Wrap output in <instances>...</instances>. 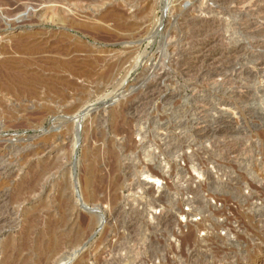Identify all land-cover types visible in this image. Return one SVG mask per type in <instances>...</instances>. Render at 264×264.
<instances>
[{
    "label": "rangeland",
    "instance_id": "rangeland-1",
    "mask_svg": "<svg viewBox=\"0 0 264 264\" xmlns=\"http://www.w3.org/2000/svg\"><path fill=\"white\" fill-rule=\"evenodd\" d=\"M180 1L172 5L179 6L182 3L181 6H184V8H180V12H177L176 26L171 30L168 24L164 27V33L169 30L170 37L166 40L160 36L155 39L152 45H150L149 34H145L143 28L150 19L161 20L163 9L170 5L171 0H71L69 5L68 1L64 0H5V2L3 0L4 3L0 1V155L3 153L2 150H5L4 148H8L6 156L3 160L1 159L2 162L0 161V165L2 164L0 167V191L5 189L9 195L6 202L9 206L4 204L0 210V217L5 221L0 224V264H67L69 260L76 261L78 256L74 255L75 253L66 254L64 249V251L61 248L57 249L58 242L62 241L61 234L58 230L55 237L51 227L52 222L59 219V215L63 212V210L61 212L64 202L62 188L65 189L68 182L77 186V180H75L77 175L81 173L84 175L88 161L91 162L85 157L87 154L84 153L85 145H80L79 141L76 145L77 148L72 149L71 141L77 138V132L83 133V138L87 137V133L91 137L93 134L94 136L100 134L103 136V132H105L106 135L104 134L102 138L105 140L114 139L115 134L112 131L115 132L119 124L118 116L113 110L121 105L120 102L133 104L132 112L129 111V115H126L127 122L131 124L128 123L131 128H128L130 126L127 128L129 130L135 128L134 130L143 132L142 135L148 138L149 135L151 136V139L147 138L146 140V142L149 140L148 145H151L147 149L149 152L146 151L145 158L140 151V153L135 152L133 164L136 165L139 162L140 165L144 162V165H150V162L155 164L161 162V165H164L162 166L164 170L171 171L173 167V165L170 166L171 162H173L172 164L176 163L180 169L177 168V172H174L176 175L170 180L169 184L172 186H170L169 204L171 205L167 206L172 207L174 203L173 208H179L185 213L190 212L191 217L192 213L195 215L190 217L192 220L190 218L188 220L187 217L176 214L178 216L175 221L169 223L168 226L155 227L158 229H153V232L145 229L147 228L146 223L150 220L149 214L152 212L153 215H160L159 213H161L160 210H154L149 206L152 204V196H156V194H150L149 189L155 185L163 187L165 182L158 184L154 182V179L138 178L134 170L130 169L129 172L124 170L122 172L124 177L119 173L122 176L121 181L124 180L125 174L131 173L134 180L139 181L138 179H140L147 185L134 189L132 193L127 188L131 182L125 183L126 186L123 182V186L120 187L121 191H117L119 193L117 195H121L119 196L120 200L122 198L124 200L119 201L122 203L118 206L127 205L122 208V210L126 209V213L118 218L123 222L122 225H119L123 226L121 230L128 227L132 218L141 219L145 211L148 213L144 215L145 218L142 221L144 224L141 222L138 224L140 227L136 225L132 228L131 239L133 242L131 243L132 240L127 239L126 245L130 248L133 246L134 248L132 247L131 250L134 252L135 248H140L136 250L137 254L142 257L139 258L140 256L137 255L139 259L144 260L145 254L147 256L149 253L150 257L149 255L148 258L145 257V260L147 259L144 260L145 264H149L150 261H157L154 264H166L167 262L168 264H264V233L260 228H257L264 222V0H191L192 2L188 6L186 5L187 0ZM217 1H219L218 5ZM171 8L173 10V7ZM201 8L202 10H200ZM70 9L73 11L72 14H69L72 12ZM118 10L122 12L124 18L117 22L119 23L117 27L114 13ZM192 11L195 16L199 11H202L201 14L205 16L209 13L208 15L212 17L207 16L209 18L206 17V19L210 23L208 20H197L199 16H196L195 19ZM67 13L72 15V18L77 22L82 23L83 28L81 30L68 28V31L63 35L61 28L65 24ZM190 13L194 18L189 15ZM201 14L198 15L202 16ZM204 15L203 17H205ZM171 16L170 14L167 18L170 19ZM215 18L216 20H214ZM195 20L197 21L195 22ZM65 28H67L66 24ZM116 35H118L117 38ZM120 35L127 36L125 41L131 45H123V41L119 39ZM140 40L142 42L138 44ZM73 56L78 58H73ZM75 59L79 60L80 64L83 63V66H78L74 62ZM61 63L70 64L72 69L69 72L65 71L64 67L60 65ZM149 87L152 93H149ZM155 94H159L160 99ZM117 96H120L117 99L119 101L116 100L114 103L113 99ZM155 96L158 99H155ZM155 100L157 102H154ZM195 100L200 106L203 103L202 107L204 108L197 107ZM219 100L220 103L228 105L224 114L223 111H220L223 108L218 107ZM210 102L212 103L210 104ZM153 103L156 105L155 107ZM170 104L173 107L176 105L174 108L177 110ZM110 105L115 109L112 107V110ZM159 105L164 106L159 108ZM205 105H208L206 106L207 110ZM168 106L172 109L167 108ZM183 106L185 109L189 107L188 109L191 110L187 109L186 111ZM235 106L236 108H234ZM153 107H157L159 110ZM198 108L203 111L200 112ZM227 108L231 111V115L229 111L227 112ZM158 111L161 112L158 113ZM148 113L149 115H147ZM157 113L160 119L163 117L162 121L158 119ZM199 113L204 116H200ZM188 115L189 117H187ZM195 115L196 117H194ZM147 116H149L148 119ZM139 118L141 119L138 120ZM185 118L187 119L185 120ZM152 120L153 123L150 125L149 121ZM198 121H201V124ZM155 122L162 126L163 133H166L164 132L166 128L168 131L170 129L167 141H169L170 147L172 142L171 151L173 154L170 152V155L161 156L160 150L156 148L165 142L162 139L164 137L160 135L162 130L158 132ZM205 124L209 125L206 127ZM197 125H201L199 130H197ZM138 127L140 128L138 129ZM175 129H179V131ZM198 131L202 133H198ZM95 133L97 134L95 135ZM156 135L160 137H155ZM140 137L143 136H135L134 140L138 143L139 139H142ZM119 138L121 139V137ZM119 138L116 140L120 141ZM185 141L190 142L189 146ZM192 143H196L195 146ZM98 144L99 150H96L101 151L99 154L101 163L99 164L102 165V171L108 174V159L104 160L106 158L103 153L104 146L102 142ZM170 147L167 151L170 150ZM179 152L181 154L186 152V156L184 157L185 154L182 156ZM136 154L138 156L141 154L140 156L143 158L139 156L138 159ZM190 154L193 162L186 158L190 157ZM179 155L186 158L187 161ZM150 156H153V159H150L152 158ZM173 158L176 160L174 161ZM83 163L84 166H82ZM47 164H51L54 169L50 166L52 170L50 171ZM138 164L136 166H139ZM46 167L48 168L45 175L43 171ZM169 167L171 168L169 169ZM185 167L188 169L185 170ZM201 168L202 170H200ZM182 169L187 172L184 173ZM213 171L214 173H212ZM180 173L187 176L180 175ZM194 175L195 177L198 175V178L196 177L198 180ZM184 177L186 180H183ZM192 178L194 181L196 180V183L192 182ZM67 179L69 181H66ZM104 180L102 187L106 190L102 188L101 193H104H100V195H104L106 200L110 201V194H113L109 190L111 178L106 176ZM73 190L77 193V188L76 190L73 188ZM75 199H80L79 195ZM103 206L108 211H111L113 207L109 204ZM207 206L209 208L213 206L211 207L213 210L208 209ZM258 206L259 208H257ZM145 207H147L146 210ZM194 208L196 211H193ZM199 208L202 210L199 211ZM214 208L216 209L214 210ZM79 209L83 211L81 215H85L84 212H90L94 208ZM133 209L135 211H132ZM130 210L132 212H127ZM141 210L144 212L143 214H141ZM208 210L211 211L207 212ZM135 212L141 215L137 216ZM206 215L211 217L208 218ZM204 217L206 218L204 219ZM257 217L260 219L259 221H257ZM188 221L207 223L206 226L204 225L205 228L196 233L198 236H195L196 240L193 237V240H188V243H185L186 236L190 233ZM104 233L102 226L91 231L92 235L90 234L87 238L83 252L91 251L92 256L84 263L111 264L113 262L116 256L114 257L108 250L109 244L108 246H97ZM145 234L152 237H150V242H148L149 237ZM209 234H215L216 237L215 240L208 243H206L207 241L203 242L206 247L201 241L204 238L207 239ZM173 237L174 239H172ZM153 240L155 242H152ZM143 243L148 246L150 244L152 247L143 246ZM142 247L148 248H146V253ZM174 249L175 251H173ZM134 252L133 259L136 258ZM13 253L18 255L16 256L18 259L12 255ZM189 253L194 256L192 257ZM122 254L125 255L124 252ZM153 254L156 256L154 255V259H151ZM175 255L176 257H174ZM6 257L7 260H5Z\"/></svg>",
    "mask_w": 264,
    "mask_h": 264
},
{
    "label": "bare ground",
    "instance_id": "bare-ground-1",
    "mask_svg": "<svg viewBox=\"0 0 264 264\" xmlns=\"http://www.w3.org/2000/svg\"><path fill=\"white\" fill-rule=\"evenodd\" d=\"M1 2H3V0H0ZM64 1H68V5H69V3H70V1L71 0H64ZM180 0H171V3H170V5H167V7H166V9L164 8L163 10H164V13H163V17L161 18V20H158V21H154L153 19H150V20H148L147 22H146V26H145V28H143V30H144V32H145V34H149V36H150V38H151V41H150V45H152L154 42H155V39H157L158 37H162V38H165L166 40H167V38L168 37H170V34L171 33H169V30L167 31V32H165L164 33V27H165V25L166 24H168V26L170 27V30L171 29H173V27H175L176 26V21H177V12H180L181 11V7L182 8H184V6H181L182 5V3H181V5H179V6H172L174 3H176L177 4V2H179ZM199 1V0H198ZM214 1V0H213ZM216 1V0H215ZM220 1V0H219ZM219 1H217L216 2V4L218 5L219 4ZM242 1V0H241ZM259 1V0H258ZM4 2H5V0H4ZM3 2V3H4ZM181 2V1H180ZM190 2H192L191 0H187V6H188V4L190 3ZM197 3V2H196ZM214 3V2H213ZM180 4V3H179ZM212 4V3H211ZM222 4V3H221ZM236 4V3H235ZM214 6H216V5H214ZM214 6H212V7H214ZM256 6V5H255ZM171 7H173V10H171L172 8ZM179 7V8H178ZM257 7V6H256ZM255 7V8H256ZM209 8V7H208ZM222 8V7H221ZM207 9V8H206ZM209 9H211V7L209 8ZM264 9V8H263ZM71 10V9H70ZM200 10H202V8L200 9ZM215 10V9H214ZM72 11V10H71ZM204 11H205V8H204ZM208 11V10H207ZM220 11V10H219ZM222 11V10H221ZM252 11V10H251ZM256 11H257V9H256ZM191 12V11H190ZM202 12V11H201ZM201 12L199 11V13L198 14H201ZM249 12V11H248ZM263 12V11H262ZM73 13V11L72 12H70L69 14H72ZM192 13H193V11H192ZM206 13H208V12H206ZM215 13V12H214ZM68 13H67V15H66V17L67 18H65V24H66V26H67V28H65V24H63V27L61 28V32H62V34L63 33H66V31H68L67 29L68 28H73V29H78V30H81V28H83V24L82 23H80V22H77L76 21V19H74V18H72V15H69ZM172 15L171 16V18L170 19H168L167 18V16L168 15ZM198 14H196V16H199V17H197V20L198 19H201V20H208V19H206V17L207 16H211V15H208L207 14V16H205L204 14V16L205 17H203V15L202 16H200V15H198ZM212 14V13H211ZM217 14V13H216ZM216 14H214V15H216ZM251 14V13H250ZM249 14V15H250ZM176 15V16H175ZM185 15H187V14H185ZM189 15H191V13L189 14ZM189 15H187V17H189ZM213 15V14H212ZM248 15V16H249ZM74 16V15H73ZM192 16V15H191ZM193 16L195 17V19H196V16L194 15V13H193ZM192 16V17H193ZM252 16V15H251ZM78 18L79 17H81V16H77ZM193 17V18H194ZM209 17H207V18H209ZM212 17V16H211ZM114 18H115V20H117V21H115V23H116V26L118 27L119 26V23H117L119 20H121L122 18H124L123 16H122V12L121 11H116L115 13H114ZM192 18V19H193ZM216 18H217V16H216ZM216 18L214 19V20H216ZM252 18V17H251ZM256 18V17H255ZM264 18V17H263ZM221 19V18H220ZM67 20V21H66ZM187 20V19H186ZM190 20V19H189ZM197 20H195V22L197 21ZM212 20V19H211ZM213 20V21H214ZM219 20V19H218ZM223 20V19H222ZM209 21V20H208ZM208 21H207V23H208ZM221 21V20H220ZM252 21V20H251ZM191 22V21H190ZM194 22V23H195ZM216 22H218V21H216ZM185 23V22H184ZM193 23V22H192ZM199 23V22H198ZM206 23V24H207ZM209 23H210V21H209ZM202 24V23H201ZM218 24V23H217ZM221 24H223V23H221ZM190 25V24H189ZM188 25V26H189ZM193 25V24H192ZM208 25V24H207ZM220 25V24H219ZM250 25V24H249ZM15 26H17V25H15ZM19 26V25H18ZM185 26V25H184ZM194 26V25H193ZM204 26V25H203ZM213 26H215L214 24H213ZM218 26V25H217ZM222 26V25H221ZM183 27V26H182ZM197 27V26H196ZM200 27V26H199ZM192 27H190V29H191ZM188 29H189V27H188ZM193 29V28H192ZM196 29V28H195ZM200 29V28H199ZM262 30V29H261ZM189 31V30H188ZM191 31V30H190ZM141 32V31H140ZM143 32V31H142ZM196 32V31H195ZM199 32V31H198ZM64 35V34H63ZM140 35V34H139ZM117 36L118 35H116V38H117ZM141 36V35H140ZM127 37V36H126ZM126 37H125V35H120V37H119V39L120 40H122L123 42H122V44L123 45H127L128 43V41L126 42L125 40H126ZM128 37H129V35H128ZM132 37V36H131ZM134 37V36H133ZM143 37V36H142ZM218 37V36H217ZM136 38V37H135ZM140 39H142L141 37H139ZM172 38V37H171ZM134 39V38H133ZM175 39V38H174ZM181 39V38H180ZM218 39H220V38H218ZM221 39H223V38H221ZM119 40V41H120ZM128 40V39H127ZM130 40V39H129ZM131 40H132V38H131ZM172 40V39H171ZM157 41V40H156ZM142 42V40H140V42L138 43V44H140ZM174 42V41H173ZM215 43V42H214ZM121 44V43H120ZM177 44V43H176ZM128 45H131V43L130 44H128ZM263 45H264V43H263ZM177 46V45H176ZM256 46H257V44H256ZM261 46V45H260ZM240 47L242 48V46L240 45ZM254 48H255V46H253ZM175 48V47H174ZM177 48V47H176ZM240 48V49H241ZM260 48H262V47H260ZM238 49V48H237ZM244 49V48H243ZM264 49V48H263ZM175 50V49H174ZM237 51V50H236ZM239 52V51H238ZM244 52H245V50H244ZM244 52H242V53H244ZM172 53H174V52H172ZM232 54V53H231ZM173 55V54H172ZM238 55V54H237ZM67 57H68V55H67ZM73 58H78L77 56H73ZM74 62H76V64L78 65V66H83V63H79L80 61L79 60H77V59H75L74 60ZM64 63H61L60 65L62 66V67H64V70L65 71H68L69 72V70H71L72 69V67L70 66V64H64ZM218 81V80H217ZM231 81V80H230ZM236 81V80H235ZM219 82V81H218ZM215 83V82H214ZM124 85V84H123ZM122 85V86H123ZM215 85V84H214ZM123 88V87H122ZM155 88V87H154ZM153 89V88H152ZM156 89V88H155ZM154 89V90H155ZM149 90H150V87H149ZM125 91H127V90H125ZM129 91V90H128ZM153 91V90H152ZM156 91V90H155ZM232 91V90H231ZM151 92V90L149 91V93ZM246 92V91H245ZM152 93V92H151ZM248 93V92H247ZM239 94V93H238ZM249 94V93H248ZM151 95V94H150ZM156 95V94H155ZM158 95V97H159V94H157ZM156 95V96H157ZM243 95V94H242ZM116 96V95H115ZM120 96H123V95H120ZM120 96H117V97H115L113 100H115V102L114 103H116V100L117 99H119V97ZM151 96H153V95H151ZM155 96V99H158L157 97ZM161 96H163V95H161ZM174 96V95H173ZM196 96V95H195ZM199 96V95H198ZM198 96H196V97H198ZM147 97H148V94H147ZM230 97V96H229ZM237 97V96H236ZM149 98V97H148ZM153 98H154V96H153ZM153 98H151V99H153ZM162 98V97H161ZM169 98H170V96H169ZM172 98V97H171ZM202 98V97H201ZM219 98V97H218ZM150 99V98H149ZM159 99H160V97H159ZM181 99V98H180ZM199 99V98H198ZM167 100V99H166ZM171 100V99H170ZM173 100V99H172ZM183 100V99H182ZM186 100V99H185ZM193 100V99H192ZM225 100V99H224ZM117 101H119V100H117ZM130 101H132L131 99H130ZM134 101V100H133ZM148 101H152V100H148ZM162 101V100H161ZM196 101V100H195ZM232 101V100H231ZM243 101V100H242ZM154 102H157V100H155ZM163 102V101H162ZM197 102V104L196 105H198L197 107H200V108H204V107H202V104L203 103H201V106L198 104V101H196ZM201 102H202V100H201ZM228 102V101H227ZM121 103V105L120 106H117V108L115 109L112 105H110V107H111V109L113 110V108L115 109V110H113L114 111V113H116L115 115H117L118 116V124H119V126L116 128V130H115V132L114 131H112L114 134H115V136H113V138L114 139H112V138H110V140H105V138H102V137H104V134L106 135V133L105 132H103L104 134H103V136H102V134H100V135H96L97 133H95V135L96 136H94V134L91 136V137H93L94 136V138H91V137H89L88 136V133H87V137L86 138H83L82 137V134L80 133V132H77V138L76 139H74V141H71V146H72V149H75V147L77 148V146L76 145H78V143H79V141H80V145H82V144H84L85 145V147H84V153L86 154V158L87 159H89L91 162L89 163V161H88V163L86 162V159L84 158V160H85V162L88 164V165H86V171H84V172H86L84 175H82V173L81 174H79V175H77V177H76V179L75 180H77V186L76 185H73L72 184V182H71V184L68 182L67 183V185L65 186V189H63L62 188V190H64L62 193H63V195H64V202H63V206H62V208H61V212H62V210H63V212H62V214H60L59 216V219H57V220H54L53 222H52V225H51V227H52V230H53V234H54V236L56 237L57 236V233H58V230H59V233L61 234L60 236H61V238H62V241H60V242H58V244L59 245H57V249H60L61 248V250H65L66 251V254H73V253H75L74 255H77L78 257H76L77 259H76V261H67V264H72V263H75V264H82V263H84L85 262V260H89L90 258H91V256H92V252L91 251H87V252H83V248H84V246H85V242H86V240H87V238L89 237V235L91 234V231L93 232L94 231V229H96L97 227H99V226H102L103 227V229H104V235L102 236L103 238L100 240V242H98L99 244L97 245L98 247L99 246H101V245H105V246H108V244H109V246H108V250H110V252L114 255V260H113V262L111 263V264H145V261L147 260H145V257L146 258H148V255H149V253H148V255L146 256V248L144 249L143 247H142V249H144L143 251L145 252L144 254H145V257H144V260H142V259H139V258H142L141 257V255H138L137 253L138 252H136V250H139L140 248H138V249H136L135 248V252L133 251V250H131V248L133 247H131L130 248V246H127L126 244L128 243V242H125V241H127V239L128 240H130L131 239V237H132V228H134V226L136 227V225H138L139 223L141 224V222L144 220V215H145V213H147L146 211H145V213L144 212H142V210H141V214H143L144 213V215H143V218H141V219H138V217H136V218H132V220L128 223V227L126 228V229H124V230H121L122 228L121 227H123V226H119V225H122L123 224V222L122 221H120V219L118 220V218L119 217H121L122 216V214L123 213H126V209L125 210H122V208L124 207V206H127V205H123L122 206V204H121V206H118V205H120V203H122V202H120L119 203V201H122L123 200V198H122V200H120L121 198L119 197V196H121V195H117V191H121V189L122 188H120L121 186H123V184L125 185V183L127 184V182H131L130 183V185H127L128 187V190L130 191V192H132L133 193V191H134V189H137V188H139V187H144V186H146L147 184L145 183V181L143 182V181H141L140 179H138L139 181H137V180H134L133 179V175L131 174V173H127V174H125V178H123L124 180L123 181H121V177L123 176V174H122V172L125 170H134L135 171V174L138 176V178L139 177H146V180L148 179V180H155L154 182H156V183H161V182H165V185L163 186V187H159V185L157 186V185H155V186H151L150 187V194H153V195H155L156 194V196H152L153 197V199H152V204L151 205H149L151 208H153L154 210H160V212L161 213H159L160 215H153L152 214V212L149 214V217H150V220H149V222L148 223H146L145 225H146V227L147 228H145V229H149V230H152V232L154 231L153 229H155V227H158V228H162V227H164V226H168V224L169 223H171L172 221H175V218H176V216H178L179 214H181L182 216H185V217H187L188 218V220H190L193 216H195L194 215V213H192L193 214V216L191 217V214H190V212H184V211H182L181 209L179 210V208H173V204H172V207H169L171 204H169V199H171V196H170V193H171V191H170V186H172V185H170L169 183H171V179L174 177V175H176L174 172H177V168L178 169H180L179 167H177V164L175 163V164H172L173 162H171V167H172V165H173V167L171 168V167H169V169L171 168V171H167V170H164V168L162 167V166H164V165H161V162H160V164L159 163H154V162H150V165H144V162H143V164H138L137 163V161L135 160V162L139 165V166H136L135 164H133V160H134V156L133 155H135V152L137 153H142V156L145 158V156L144 155H146L145 153H146V151H147V149H149L150 147H151V145L149 146L148 145V141L146 142V140H147V138L148 137H146V136H144V135H142V133H140V132H138V130L136 129V130H134L133 128V130H129L128 128H131V124L129 123V122H127L128 121V118H127V120H126V115H129V111H131V109L133 108V104L132 103H130V102H126V103H124L123 102V104H122V102H120ZM159 103V102H158ZM157 103V104H158ZM190 103V102H189ZM199 103H200V101H199ZM212 102H210V104H211ZM214 103V102H213ZM217 103H220V100H219V102H217ZM229 103V102H228ZM140 104V103H139ZM165 104V106H167L166 105V103H164ZM178 104H179V102H178ZM177 104V105H178ZM206 104H207V102H206ZM216 104V103H215ZM214 104V105H215ZM232 104V103H231ZM241 104V103H240ZM152 105V104H151ZM153 105H154V103H153ZM161 105V104H160ZM159 105V106H160ZM208 105H209V103H208ZM208 105H205V107L206 106H208ZM78 106V105H77ZM137 106V105H136ZM156 105H154V107H155ZM158 106V105H157ZM162 106H164V105H162ZM162 106H160L159 108H163ZM170 106H172L173 107V105L172 104H170ZM176 106V105H175ZM174 106V107H175ZM181 106V105H180ZM186 106V105H185ZM228 105L227 104H222V103H220V104H218V107H220V109L221 108H223V109H219L218 107V109L222 112L223 111V114L225 113L224 111L226 110V107H227ZM231 106V105H230ZM229 106V107H230ZM79 107V106H78ZM113 107V108H112ZM153 107V108H154ZM173 107V108H174ZM178 107V106H177ZM184 107V106H183ZM193 107V106H192ZM228 107V108H229ZM233 107V106H232ZM239 107V106H238ZM70 108V107H69ZM109 108V107H108ZM140 108V107H139ZM167 108H170L169 106L167 107ZM179 108V107H178ZM189 108V107H188ZM187 108V109H188ZM191 108V107H190ZM200 108H198V109H200ZM211 108H213L212 107V105H211ZM216 108V107H215ZM216 108V109H217ZM228 108H227V112L229 111L228 110ZM234 108H236V106L234 107ZM71 109V108H70ZM110 109V110H111ZM143 109V108H142ZM154 109H156V110H159V109H157V107L156 108H154ZM170 109H172V108H170ZM175 109V108H174ZM183 109H185V107L183 108ZM187 109H185L186 111H187ZM192 109H194V108H192ZM57 110V109H56ZM59 110V109H58ZM57 110V111H58ZM69 110V109H68ZM67 110V111H68ZM104 110V109H103ZM175 110H177V109H175ZM179 110V109H178ZM189 111L191 110V109H188ZM206 110H207V107H206ZM210 110V109H209ZM212 110V109H211ZM232 110V109H231ZM242 110V109H241ZM240 110V111H241ZM66 111V112H67ZM71 111V110H70ZM74 111V110H73ZM73 111H72V113H73ZM112 111V112H113ZM136 111V110H135ZM161 111H163V110H161ZM161 111H158V113L159 112H161ZM167 111V110H166ZM170 111H172V110H170ZM186 111H184V112H186ZM194 111V110H193ZM198 112H199V110H197ZM201 111H203V110H201L200 109V112ZM214 111H215V109H214ZM217 111V110H216ZM219 111V112H220ZM99 112V111H98ZM132 112V111H131ZM149 112V111H148ZM153 112V111H152ZM151 112V113H152ZM164 112V111H163ZM182 112V111H181ZM192 112V111H191ZM190 112V113H191ZM204 112H205V110H204ZM209 112V111H208ZM219 112H217V113H219ZM230 112L231 111H229V114H230ZM235 112V111H234ZM239 112V111H238ZM68 113H70V112H68ZM75 113H76V111H75ZM105 113V112H104ZM154 113H155V110H154ZM158 113H157V116H159L158 115ZM168 113V112H167ZM188 113V112H187ZM206 113V112H205ZM216 113V112H215ZM235 113H237V112H235ZM234 113V114H235ZM240 113H242V112H240ZM89 114V113H88ZM132 114V113H131ZM156 114V113H155ZM155 114H153V115H155ZM165 114V113H164ZM183 114V113H182ZM220 114V113H219ZM99 115V114H98ZM101 115V114H100ZM147 115H149V113L147 114ZM185 115V114H184ZM187 115V114H186ZM198 115V114H197ZM199 115H200V113H199ZM203 115V114H202ZM202 115H200V116H202ZM211 115V114H210ZM231 115V114H230ZM245 115V114H244ZM243 115V116H244ZM132 116V115H131ZM161 116H166V115H161ZM172 116V115H171ZM204 116V115H203ZM213 116V115H212ZM217 116V115H216ZM225 116H226V114H225ZM237 116V115H236ZM240 116V115H239ZM78 117V116H77ZM95 117V116H94ZM128 117V116H127ZM148 117L149 116H147V119H148ZM151 117V116H150ZM154 117V116H153ZM168 117V116H167ZM166 117V118H167ZM182 117V116H181ZM187 117H189V115L187 116ZM192 117H193V115H192ZM191 117V118H192ZM194 117H196V115L194 116ZM211 117V116H210ZM210 117H208V118H210ZM218 117V116H217ZM224 117V116H223ZM98 118V117H97ZM137 118H138V116H137ZM142 118V117H141ZM141 118H139L138 120H140ZM157 118V117H156ZM172 118V117H171ZM191 118H189V119H191ZM198 119H199V117H197ZM201 118H203V117H201ZM233 118V117H232ZM130 119V118H129ZM133 119V118H132ZM146 119V118H145ZM146 119V120H147ZM158 119H160V116L158 117ZM158 119H156L157 121H158ZM162 119H163V117L160 119L161 121H162ZM187 118H185V120H186ZM193 119V118H192ZM196 119V118H195ZM211 119V118H210ZM213 119V118H212ZM222 119V118H221ZM223 119H225V118H223ZM237 119H238V117H237ZM97 120V119H96ZM137 120V121H138ZM151 120V119H150ZM200 120V119H199ZM234 120H236V119H234ZM117 121V120H116ZM145 121V120H144ZM168 121V120H167ZM188 121V120H187ZM186 121V122H187ZM190 121V120H189ZM208 121V120H207ZM141 122V121H140ZM150 122V125H151V123H153V120L152 121H149ZM183 122V121H182ZM199 122V121H198ZM201 122V121H200ZM199 122V123H200ZM231 122V121H230ZM95 123V122H94ZM93 123V124H94ZM128 123L130 124V125H128ZM131 123H132V121H131ZM156 123V122H155ZM160 123V122H159ZM162 123V122H161ZM164 123V122H163ZM169 123V122H168ZM197 123V122H196ZM206 123V122H205ZM209 123V122H208ZM226 123V122H225ZM235 123H236V121H235ZM92 124V125H93ZM140 124V123H139ZM158 124V122L155 124V125H157ZM167 124V123H166ZM175 124V123H174ZM182 124V123H181ZM191 124V123H190ZM195 124V123H194ZM201 124V123H200ZM207 124V123H206ZM206 124H205V126H206ZM95 125H96V123H95ZM132 125H133V123H132ZM135 125H137V124H135ZM134 125V126H135ZM148 125V124H147ZM171 125V124H170ZM177 125V124H176ZM184 125V124H183ZM203 125V124H202ZM209 125V124H208ZM207 125V126H208ZM212 125V124H211ZM236 125V124H235ZM127 126H130V127H128L127 128ZM158 126V132L160 131V130H162V126H160V124L159 125H157ZM174 126V125H173ZM190 126V125H189ZM199 126H201V125H197V130H199ZM204 126V125H203ZM206 126V127H207ZM213 126V125H212ZM216 126V125H215ZM136 127V126H135ZM145 127V126H144ZM148 127V126H147ZM150 127V126H149ZM164 127V126H163ZM166 127V126H165ZM169 127V126H168ZM175 127V126H174ZM186 127H188V126H186ZM185 127V128H186ZM214 127V126H213ZM108 128V127H107ZM140 127H138V129H139ZM153 128V127H152ZM172 128V127H171ZM176 128H177V126H176ZM183 128V127H182ZM189 128V127H188ZM203 128V127H202ZM205 128V127H204ZM143 129H146V128H143ZM150 129V128H149ZM156 129V128H155ZM167 129V128H166ZM164 130V132H166V133H163V130H162V134H160L161 135V137L163 136L164 138H162L163 140H164V142L165 143H163V144H160L159 146H157L156 148L158 149V150H160L159 152L161 153V156H167L168 154L170 155V152H172L171 151V149L173 148V145H172V142L170 143L171 144V147L168 145L169 144V141H167V139L169 138V131H170V129H169V131L168 130ZM191 129V128H190ZM232 129V128H231ZM88 130V129H87ZM87 130H85V131H87ZM95 130H96V127H95ZM101 130V129H100ZM110 130V129H109ZM141 130V129H140ZM139 130V131H140ZM175 130H178L179 131V129H175ZM201 130V129H200ZM204 130V129H203ZM236 130V129H235ZM234 130V131H235ZM84 131V132H85ZM111 131V130H110ZM148 131H150V130H148ZM172 131H173V129H172ZM182 131V130H181ZM184 131V130H183ZM188 131V130H187ZM194 131V130H193ZM192 131V132H193ZM220 131V130H219ZM88 132V131H87ZM100 132V131H99ZM101 132H102V130H101ZM152 132V131H151ZM155 132V131H154ZM174 132H176V131H174ZM173 132V133H174ZM148 133V132H147ZM153 133V132H152ZM152 133H151V135H152ZM188 133V132H187ZM196 133V132H195ZM198 133H202V132H200V131H198ZM221 133V132H220ZM113 134V135H114ZM145 134V133H144ZM150 134V133H149ZM148 134V135H149ZM167 134H169V135H167ZM172 134V133H171ZM176 134H178V133H176ZM183 134V133H182ZM181 134V135H182ZM184 134H185V132H184ZM190 134V133H189ZM192 134V133H191ZM143 136V137H140V138H142L141 140L139 139V141H138V143L134 140L135 139V136ZM155 135V134H154ZM180 135V136H181ZM200 135V134H199ZM224 135V134H223ZM153 136V135H152ZM160 137L159 135H156L155 137ZM172 136V135H171ZM178 136V135H177ZM194 136V135H193ZM203 136V135H202ZM202 136H200V137H202ZM85 137V136H84ZM97 137V138H96ZM106 137V136H105ZM119 137H121V139L119 138ZM151 136L149 135V138H150ZM155 137H153V138H155ZM175 137H176V135H175ZM116 138H119L120 139V141H118V140H116ZM148 138V139H149ZM152 138V139H153ZM189 138V137H188ZM195 138V137H194ZM220 138V137H219ZM151 139V138H150ZM159 139V138H158ZM171 139V138H170ZM179 139V138H178ZM230 139V138H229ZM163 140H162V142H163ZM176 140V138L174 139V141ZM196 140V139H195ZM195 140H193V141H195ZM216 140V139H215ZM231 140V139H230ZM152 141V140H151ZM171 141V140H170ZM187 141V140H186ZM185 141V142H186ZM92 142V143H91ZM100 142H102V145L104 146V154H105V156H106V158L104 159V160H107L108 162V170H107V172H108V174H106V172L105 171H102V165L100 166V164L99 163H101L100 162V152L101 151H97L96 149H98V146H97V144L98 143H100ZM153 142V141H152ZM157 142H159V141H157ZM184 142V141H183ZM182 142V143H183ZM200 142V141H199ZM202 142V141H201ZM200 142V143H201ZM208 142V141H207ZM218 142V141H217ZM224 142V141H223ZM6 143V142H5ZM155 143V142H154ZM174 143V142H173ZM186 143H188L187 145L189 146V143L190 142H186ZM194 143V142H193ZM192 143V145H194L195 146V144H193ZM91 144V145H90ZM92 144H93V146H92ZM184 144V143H183ZM182 144V145H183ZM13 145V144H12ZM99 145V144H98ZM153 145V144H152ZM157 145H158V143H157ZM179 145V144H178ZM181 145V144H180ZM186 145V144H185ZM191 145V146H192ZM200 145V144H199ZM206 145H208V144H206ZM17 146V145H16ZM96 146H97V148H96ZM100 146V145H99ZM176 146H177V144H176ZM220 146V145H219ZM168 147V148H167ZM169 147H170V150L169 151H167V149H169ZM180 147V146H179ZM185 147V146H184ZM214 147V146H213ZM153 148V147H152ZM155 148V149H156ZM183 148V147H182ZM192 148V147H191ZM190 148V149H191ZM195 148H197V147H195ZM1 149V148H0ZM5 150H2V154L0 155V161H1V159L3 160L4 159V157L6 156V154H7V151H8V148H4ZM43 149V148H42ZM176 149V148H175ZM188 149V148H187ZM189 149V150H190ZM200 149V148H199ZM18 150V149H17ZM39 150V149H38ZM99 150V149H98ZM138 150V151H137ZM182 150H184V149H182ZM36 151V150H35ZM140 151V152H139ZM173 151H175L176 152V150H174L173 149ZM178 151V150H177ZM180 152H181V150H179ZM190 151H192V150H190ZM209 151V150H208ZM147 152H149V151H147ZM151 152V151H150ZM179 152V153H180ZM192 152H194V151H192ZM199 152V151H198ZM205 152H206V150H205ZM33 153H35V152H33ZM33 153H32V155H33ZM152 153V152H151ZM156 153V152H155ZM178 153V154H179ZM182 153V152H181ZM180 153V154H181ZM186 153V152H185ZM185 153H183V154H185ZM187 153H188V151H187ZM195 153V152H194ZM27 154V153H26ZM29 154V153H28ZM84 154V155H85ZM148 154H150V153H148ZM172 154H173V152H172ZM183 154H181L182 156H183ZM25 155V154H24ZM137 156H138V154H136ZM141 155V154H140ZM139 155V156H140ZM181 155H179V156H181ZM193 155V154H192ZM12 156V155H11ZM11 156H9V157H11ZM19 156V155H18ZM29 156V155H28ZM139 156H138V159H139ZM142 156H140L141 158H143ZM149 156V155H148ZM176 156V155H175ZM181 156V157H182ZM186 156V154L184 155V157ZM8 157V156H7ZM84 157V156H83ZM134 157V158H133ZM147 157V156H146ZM150 157H152V158H150ZM150 157H148V158H150V159H153V156H150ZM156 157V156H155ZM184 157H182V158H184ZM28 158V157H27ZM137 158V157H136ZM141 158H140V160H141ZM148 158H146L147 160H148ZM167 158V157H166ZM176 158V157H175ZM190 162L192 161V156H191V154H190V157H186ZM186 158H184L185 159V161H187L186 160ZM196 158V157H195ZM6 159V158H5ZM103 159H102V161H103ZM149 159V160H150ZM161 159H162V157H161ZM160 159V160H161ZM168 159H169V157H168ZM167 159V160H168ZM183 159V160H184ZM206 159V158H205ZM18 160V159H17ZM49 160H50V158H49ZM48 160V161H49ZM83 160V159H82ZM167 160H165V161H167ZM171 160H172V158H171ZM173 160H174V158H173ZM176 160V159H175ZM174 160V161H175ZM180 160H182V159H180ZM142 161V160H141ZM144 161H145V159H144ZM189 161H188V163H189ZM205 161V160H204ZM2 162V161H1ZM0 162V163H1ZM20 162V161H19ZM52 162L54 163V161L52 160ZM82 162V161H81ZM157 162V161H156ZM159 162V161H158ZM177 162V161H176ZM193 162V161H192ZM4 163V162H3ZM12 163H13V161H12ZM53 163H51V164H53ZM149 163V162H148ZM147 163V164H148ZM154 163V164H153ZM169 164H170V162H168ZM187 163V164H188ZM195 163H196V161H195ZM208 163V162H207ZM7 164V163H6ZM10 164V163H9ZM8 164V165H9ZM45 164V163H44ZM49 165V164H47V165H49V168L48 167H46L45 168V170L43 171V173H45L46 172V169L48 168V169H50L51 167H52V165ZM55 164V163H54ZM54 164H53V166H54ZM152 164V165H151ZM168 164V165H169ZM199 164V163H198ZM258 164V163H257ZM256 164V165H257ZM262 164V163H261ZM2 165V164H1ZM1 165H0V167H1ZM56 165V164H55ZM104 165V164H103ZM135 165V166H134ZM190 165H191V163H190ZM190 165H189V167H190ZM259 165V164H258ZM12 166V165H11ZM51 166V167H50ZM82 166H84V163H83V165ZM107 166V165H106ZM166 166V165H165ZM180 166V165H179ZM21 167V166H20ZM55 167V166H54ZM205 167V166H204ZM85 168V167H84ZM105 168V167H104ZM135 168V169H134ZM182 168V167H181ZM184 168V167H183ZM225 168V167H224ZM52 169H54L53 167H52ZM82 169H83V167H82ZM188 169V168H187ZM186 169V167H185V170H187ZM211 169V168H210ZM85 170V169H84ZM183 170V169H182ZM182 170H180V171H182ZM200 170H202V168L200 169ZM264 170V169H263ZM49 171V170H48ZM50 171H52L51 169H50ZM66 171H67V169H66ZM82 171V170H81ZM126 171V172H127ZM189 171V170H188ZM195 171V170H194ZM193 171V172H194ZM220 171V170H219ZM262 171V170H261ZM261 171H260V173H261ZM103 172H105V173H103ZM129 172V171H128ZM131 172V171H130ZM183 172H184V170H183ZM185 172H187V171H185ZM184 172V173H185ZM190 172H192V171H190ZM226 172V171H225ZM263 172V171H262ZM48 173V172H47ZM50 173V172H49ZM119 173H120V175L122 174V176H120L119 175ZM195 173V172H194ZM193 173V174H194ZM200 173V172H199ZM208 174H209V170H208V172H207ZM206 173V174H207ZM212 173H214V171L212 172ZM41 174V173H40ZM178 174V173H177ZM186 175V174H183V173H180V175ZM189 174V173H188ZM205 174V173H204ZM263 174H264V172H263ZM45 175H46V173H45ZM190 175H191V173H190ZM222 175V174H221ZM223 175H225V174H223ZM106 176H110V178H111V183L109 184L110 185V189L109 190H111L110 192L111 193H113V194H110L111 196L109 197L110 198V201L109 200H106L107 198H105V196L104 195H100V193L103 191V189H105L106 190V188H103L102 186H103V181H105L104 180V178L106 177ZM187 176V175H186ZM198 176V175H197ZM196 176V177H197ZM209 176V175H208ZM213 176V175H212ZM211 176V177H212ZM214 176H215V174H214ZM40 177V176H39ZM42 177H43V175H42ZM124 177V176H123ZM182 177V176H181ZM189 177V176H188ZM191 177V176H190ZM193 177V176H192ZM194 177H195V175H194ZM195 177V178H196ZM217 177V176H216ZM224 177V176H223ZM228 177V176H227ZM65 178V177H64ZM177 178V177H176ZM187 178V177H186ZM198 178V177H197ZM196 178V179H197ZM206 178V177H205ZM215 178V177H214ZM70 179V178H69ZM69 179H67L66 181H69ZM189 179V178H188ZM187 179V180H188ZM193 179V178H192ZM201 179V178H200ZM210 179V178H209ZM228 179V178H227ZM110 180V179H109ZM143 180V179H142ZM182 180V179H181ZM183 180H186L185 179V177H184V179ZM190 180V179H189ZM198 180V179H197ZM211 180V179H210ZM70 181H72V180H70ZM192 181V180H191ZM196 181V180H195ZM194 181V179H193V181L192 182H195ZM209 181V180H208ZM207 181V182H208ZM220 181V180H219ZM226 181V180H225ZM229 181V180H228ZM124 182V183H123ZM190 182V181H189ZM206 182V183H207ZM230 182V181H229ZM66 183V182H65ZM107 183V182H106ZM123 183V184H122ZM186 183V182H185ZM196 183V182H195ZM201 183V182H200ZM213 183V182H212ZM218 183V182H217ZM231 183V182H230ZM191 184V182L189 183V185ZM221 184V183H220ZM104 185H105V183H104ZM163 185V184H162ZM222 185V184H221ZM239 185V184H238ZM107 186V185H106ZM126 186V185H125ZM195 186V185H194ZM197 186H198V184H197ZM204 186V185H203ZM2 187H4V186H2ZM105 187V186H104ZM191 187V186H190ZM190 187H188V188H190ZM209 187V186H208ZM229 187V186H228ZM231 187V186H230ZM73 188H75V190H76V188H77V193L73 190ZM103 188V189H102ZM120 188V189H119ZM187 188V187H186ZM192 188H194V187H192ZM4 189V188H3ZM191 189V188H190ZM198 189V188H197ZM204 189V188H203ZM231 189V188H230ZM233 189V188H232ZM1 190V189H0ZM140 190V189H139ZM173 190V189H172ZM194 190V189H193ZM127 191V190H126ZM191 192H192V190H191ZM104 193V192H103ZM103 193H101V194H103ZM187 193V192H186ZM193 193V192H192ZM203 193V192H202ZM109 194V193H108ZM119 194V193H118ZM122 194V193H121ZM196 194V193H195ZM79 195V197H80V199H75V197L77 198V196ZM132 195V194H131ZM172 195V194H171ZM8 196L9 195H7V192L5 191V189L4 190H2V191H0V210H1V207L4 205V204H6V202H7V200H8ZM102 196H104V197H102ZM122 196H123V194H122ZM197 196V195H196ZM136 197V196H135ZM170 197V198H169ZM205 197V196H204ZM207 197V196H206ZM252 197H253V195H252ZM255 197V196H254ZM190 198H192V197H190ZM219 198H221V197H219ZM224 198V197H223ZM12 199V198H11ZM130 199V198H129ZM187 199V198H186ZM206 199V198H205ZM125 200H126V198H125ZM177 200V199H176ZM195 200V199H194ZM200 200V199H199ZM208 200H209V198H208ZM211 200V199H210ZM12 201V200H11ZM124 201V200H123ZM133 201H134V199H133ZM140 201V200H139ZM218 201V200H217ZM13 202V201H12ZM171 202H172V200H171ZM186 202V201H185ZM190 202V201H189ZM191 202H192V200H191ZM199 202V201H198ZM220 202V201H219ZM229 202V201H228ZM109 204V206H113L112 208H111V211H108V209H104V208H106V207H104L103 205L104 204H106V205H108ZM147 203V202H146ZM148 203H149V201H148ZM176 203V202H175ZM193 203V202H192ZM195 203V202H194ZM208 203H210V202H208ZM226 203V202H225ZM123 204H124V202H123ZM126 204V203H125ZM131 204V203H130ZM143 204H144V202H143ZM222 204V203H221ZM7 205V204H6ZM13 205V204H12ZM140 205V204H139ZM139 205H137V206H139ZM167 205H169V206H167ZM180 205V204H179ZM178 205V206H179ZM200 205V204H199ZM212 205V204H211ZM224 205V204H223ZM7 206H9V205H7ZM108 206V207H109ZM141 206H142V204H141ZM176 206V205H175ZM174 206V207H175ZM222 206V205H221ZM225 206V205H224ZM228 206V205H227ZM255 206H257L256 204H255ZM6 207V206H5ZM4 207V208H5ZM89 207H93L94 209L93 210H91L90 212H84L85 213V215H81L82 213H83V211L82 210H80L79 208H81V209H83V208H89ZM104 207V208H103ZM134 207V206H133ZM206 207V206H205ZM208 207V206H207ZM211 207H213V206H211ZM210 207V208H211ZM125 208V207H124ZM150 208V209H151ZM202 208V207H201ZM209 207H208V209H210ZM218 208V207H217ZM222 208H224V207H222ZM257 208H259V206L257 207ZM13 209V208H12ZM128 209H131V208H129L128 207ZM140 209V208H139ZM147 209V207H145V210ZM152 209V210H153ZM191 209V208H190ZM195 209V208H194ZM203 209H206V208H203ZM216 208H214V210H215ZM221 209V208H220ZM16 210V209H15ZM137 210V209H136ZM200 210H202V209H200L199 208V211ZM207 210V209H206ZM211 210H213L212 208H211ZM211 210H208L207 212H209V211H211ZM255 210V209H254ZM8 211V210H7ZM14 211V210H13ZM132 211H135V209H133ZM131 210L130 211H127V212H132ZM193 211H196V209L195 210H193ZM192 211V212H193ZM198 211V210H197ZM205 211V210H204ZM256 211H258V210H256ZM1 212V211H0ZM18 212H19V210H18ZM201 212H203V211H201ZM222 212V211H221ZM220 212V213H221ZM255 212V211H254ZM136 214L135 215H141V214H138L137 212H135ZM206 213V212H205ZM223 213V212H222ZM129 214V213H128ZM148 214V213H147ZM176 214H178V215H176ZM201 214V213H200ZM199 214V215H200ZM202 214H204V213H202ZM219 214V213H218ZM225 214V213H224ZM10 215V214H9ZM124 215V214H123ZM131 215V214H130ZM134 215V214H133ZM196 215H197V213H196ZM209 215H211L210 213H209ZM212 215H214L213 213H212ZM221 215H223V214H221ZM254 215V214H253ZM8 216V215H7ZM15 216V215H14ZM148 216V215H147ZM180 216V215H179ZM207 216V215H206ZM218 216V215H217ZM127 217V216H126ZM128 217H130L129 215H128ZM141 217V216H140ZM148 217V218H149ZM184 217V218H185ZM191 217V218H190ZM208 218H210L209 216H207ZM183 218V217H182ZM190 218V219H189ZM206 217H204V219H205ZM207 218V219H208ZM258 218V217H257ZM264 218V217H263ZM10 219V218H9ZM131 219V218H130ZM206 219V220H207ZM262 219V218H261ZM129 220V219H128ZM185 220V219H184ZM192 220V219H191ZM216 220V219H215ZM260 219L258 218V220L257 221H259ZM4 220L2 219V217H0V224L3 222ZM119 221H120V223H119ZM124 221V220H123ZM148 221V220H147ZM146 221V222H147ZM187 221V220H186ZM205 221V220H204ZM5 222V221H4ZM202 222V221H201ZM210 222V221H209ZM213 222V221H212ZM262 222V221H261ZM122 223V224H121ZM157 223V224H156ZM204 223V222H203ZM203 223H196V222H194V221H188V223L187 224H189V226H190V235L189 234H187V236L186 235H184V236H186V241H185V243H188L187 241L188 240H191L193 237V239H195V236L196 237H198L197 235H196V233L198 232V231H200L202 228H205L204 227V225L207 223V222H205V224H203ZM216 223V222H215ZM215 223H213V224H215ZM218 223V222H217ZM220 223V222H219ZM6 224V223H5ZM142 224H144L143 222H142ZM176 224V223H175ZM186 224V225H187ZM221 224V223H220ZM227 224V223H226ZM257 224V223H256ZM127 225V224H126ZM144 225V226H145ZM156 225V226H155ZM181 225V224H180ZM208 225H209V223H208ZM139 226V225H138ZM188 226V225H187ZM206 226V225H205ZM120 227V228H119ZM140 227V226H139ZM143 227V226H142ZM219 227H220V225H219ZM226 227H228V226H226ZM256 227V226H255ZM158 228H156V229H158ZM211 228H212V226H211ZM257 228H260V230H262L263 232L262 233H264V222H262L261 224H259V227H257ZM256 228V229H257ZM155 229V230H156ZM172 229V228H171ZM217 229V228H216ZM130 230V231H129ZM205 230V229H204ZM207 230V229H206ZM218 230H219V228H218ZM141 231H143V230H141ZM208 231H211V230H208ZM107 232V233H106ZM135 232H137L136 230H135ZM134 231H133V233H135ZM148 232V231H147ZM151 232V233H152ZM213 232V231H212ZM144 233V232H143ZM146 233V232H145ZM209 233V232H208ZM137 234V233H136ZM154 234V233H153ZM178 234H180V233H178ZM92 235V234H91ZM145 235H147V234H145ZM150 235V234H149ZM177 235V234H176ZM183 235V234H182ZM189 235V236H188ZM208 235V234H207ZM148 236V235H147ZM153 236V235H152ZM175 236V235H174ZM141 237V236H140ZM149 237V241H148V238L146 239L148 242H150V237L151 236H148ZM187 237H188V239H187ZM215 237H216V235L215 234H209V236H207V239H202V243L203 242H205V241H207L206 243H208L209 241H213V240H215ZM146 238V237H145ZM152 238V237H151ZM176 239H177V236L175 237ZM221 238V237H220ZM229 238V237H228ZM135 239H137V238H135ZM139 239V238H138ZM143 239H144V236H143ZM172 239H174V237L172 238ZM192 239V240H193ZM201 239V238H200ZM223 239V238H222ZM132 241H131V243L133 242V239H131ZM152 240V239H151ZM196 240V239H195ZM224 240V239H223ZM136 241V240H135ZM146 241V242H147ZM173 241V240H172ZM219 241V240H218ZM140 242V241H139ZM144 242V241H143ZM152 242H155L154 240L152 241ZM182 242V241H181ZM190 242H192V241H190ZM199 242H200V240H199ZM200 242V243H201ZM130 243V242H129ZM218 243V242H217ZM137 244V243H136ZM148 244V243H147ZM204 245H205V243H203ZM216 244V243H215ZM129 245H131V244H129ZM141 245V244H140ZM139 245V246H140ZM146 245V244H145ZM144 245V243H143V246H145ZM177 245V244H176ZM175 245V247H177ZM194 245V244H193ZM200 245V244H199ZM204 245H202V246H204ZM146 246H148V245H146ZM149 246L150 247H152L150 244H149ZM148 246V247H149ZM184 246V245H183ZM192 246V245H191ZM206 246V245H205ZM198 247V246H197ZM207 247V246H206ZM134 248V247H133ZM132 248V249H133ZM170 248H171V246H170ZM173 248V247H172ZM205 248V247H204ZM95 249V248H94ZM148 249V248H147ZM175 249H177V248H175ZM175 249L173 250V251H175ZM63 250V251H64ZM150 250V249H149ZM153 250V249H152ZM151 251V250H150ZM6 252V251H5ZM8 252V251H7ZM110 252H109V254H110ZM122 252H124L125 253V255L124 254H122ZM133 252H134V254L136 253V258L135 259H133L134 258V255H133ZM141 252H142V250H141ZM155 252V251H154ZM163 252V251H162ZM106 253V252H105ZM159 253H160V251H159ZM8 254V253H7ZM99 254V253H98ZM107 254H108V252H107ZM143 254V253H142ZM189 254H191V253H189ZM188 254V255H189ZM196 254V253H195ZM12 255H15V257L16 256H18L16 253L14 254H12ZM104 255V254H103ZM106 255V254H105ZM111 255V254H110ZM133 255V256H132ZM137 255L138 256H140L139 258L137 257ZM154 255L155 254H153V257H151V259H154ZM192 255V254H191ZM197 255V254H196ZM100 256V255H99ZM112 256V255H111ZM156 256V255H155ZM159 256V255H158ZM161 256H162V254H161ZM160 256V257H161ZM166 256V255H165ZM164 256V257H165ZM182 256V255H181ZM194 256V254L192 255V257ZM8 257V256H7ZM7 257H6V259L5 260H7ZM103 257V256H102ZM149 257H150V255H149ZM159 257V258H160ZM174 257H176V255L174 256ZM187 257H189V256H187ZM17 258V257H16ZM67 258V257H66ZM106 258H108V257H106ZM156 259H157V257H155ZM162 258V257H161ZM166 258V257H165ZM195 258V257H194ZM18 259V258H17ZM109 259V258H108ZM163 259V258H162ZM168 259V258H167ZM4 260V262H6ZM68 260V259H67ZM107 260V259H106ZM105 260V261H106ZM132 260H134L133 262H132ZM166 260V259H165ZM165 260H164V263H165ZM175 260V259H174ZM148 261H150L149 259H148ZM171 261H173V260H171ZM152 261H150V263H151ZM154 262L155 261H153L152 262V264H154ZM157 262V261H156ZM155 262V263H156ZM160 262H162V261H160ZM223 262V261H222ZM110 263V262H109ZM149 263V264H150ZM170 263V262H169ZM176 263V262H175ZM219 263H220V261H219ZM84 264H86V263H84ZM106 264V263H105ZM108 264V263H107ZM166 264H168V262L166 263ZM171 264V263H170ZM173 264V263H172ZM229 264V263H228Z\"/></svg>",
    "mask_w": 264,
    "mask_h": 264
}]
</instances>
